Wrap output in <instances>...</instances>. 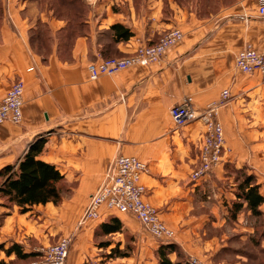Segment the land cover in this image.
<instances>
[{"label":"crops","instance_id":"1","mask_svg":"<svg viewBox=\"0 0 264 264\" xmlns=\"http://www.w3.org/2000/svg\"><path fill=\"white\" fill-rule=\"evenodd\" d=\"M83 3L85 28L70 42L69 21L53 0H0V97L15 82L25 84L22 123L0 125V170L18 163L45 138L40 158L74 185L72 196L58 207L48 203L22 215L17 207L0 206L6 213L0 244L15 238L36 209H44L75 231L68 264L83 263L94 254L92 237L105 221L80 222L109 165L124 155L148 167L142 176L146 201L176 232L172 262L200 258L226 264L220 255L231 221L240 241L255 229L246 209L232 218L236 189L229 170L253 173L264 196V83L259 73L241 74L235 68L236 55L248 45L264 50L258 0H241L211 17H198L187 0ZM119 24L132 37L118 42L112 27ZM173 28L185 37L161 62L90 80V63L130 56L141 45L157 44ZM225 89L231 99L218 119L229 152L204 180L193 181L205 127L198 120L177 128L170 110L187 97L203 110ZM117 217L124 230L158 242L133 216ZM2 254L0 262L7 261Z\"/></svg>","mask_w":264,"mask_h":264},{"label":"built area","instance_id":"2","mask_svg":"<svg viewBox=\"0 0 264 264\" xmlns=\"http://www.w3.org/2000/svg\"><path fill=\"white\" fill-rule=\"evenodd\" d=\"M257 16L264 20V0H258ZM182 30L167 31L154 45H141L135 53L127 57L101 59L88 65L90 80L114 76L135 66H150L159 63L167 52L184 39ZM235 68L241 74L259 73L264 83V50L259 51L248 45L235 58ZM25 84L15 82L5 96L0 97V125L11 123L20 125L23 120ZM231 99V92L225 89L219 99L211 102L203 110L195 107L193 97H187L170 110V117L177 128L195 121H202L205 132L199 146V165L192 173V180H204L216 167L223 163L229 152L225 132L218 116L221 108ZM148 172L147 165L132 156H117L109 165L103 181L90 197L80 225L87 221H106L111 216L131 215L156 240L173 242L176 232L161 218L156 207L146 201V187L142 176ZM72 240L61 238L56 244L45 249L43 264H68ZM189 264H218L213 260L190 258Z\"/></svg>","mask_w":264,"mask_h":264},{"label":"trees","instance_id":"3","mask_svg":"<svg viewBox=\"0 0 264 264\" xmlns=\"http://www.w3.org/2000/svg\"><path fill=\"white\" fill-rule=\"evenodd\" d=\"M58 6V11L68 19V41H73L79 32L85 28L84 15L87 8L83 0H53V7ZM77 18L74 24V20ZM74 24V25H72ZM38 33L43 34L45 29L39 26ZM72 27V28H70ZM112 31L117 41L128 40L132 33L122 25H114ZM33 40H35L33 38ZM46 145V139L42 138L35 142L27 151L25 156L16 164L8 165L0 170V199L1 205L7 209L17 207L19 213L24 215L33 210L35 206L52 203L55 206L62 204L64 198L73 193V184H69L64 174L53 164L43 161L42 155ZM237 188L235 190L236 201L232 203V218L244 209L251 212L254 217L264 214L261 207L264 205V196L260 191V185L256 176L250 174L246 168L236 170ZM123 225L117 216L109 217L100 225V232L105 236L121 233ZM160 244L158 249L159 264H189L188 261L172 262L170 254L177 252L175 244ZM0 244V251L10 257L15 254L19 260H27L35 256L33 253H25L17 243H12L9 248ZM102 247H110V243L102 244ZM117 249H113L110 256ZM0 264H6L1 261Z\"/></svg>","mask_w":264,"mask_h":264},{"label":"rangeland","instance_id":"4","mask_svg":"<svg viewBox=\"0 0 264 264\" xmlns=\"http://www.w3.org/2000/svg\"><path fill=\"white\" fill-rule=\"evenodd\" d=\"M188 1L192 3L189 8L193 9L198 17H211L216 15L223 7H232L241 0ZM76 20L77 18L74 20V24H77V22L75 23ZM229 171L234 176L235 181L232 188L236 189L237 172L235 169ZM71 196L72 193L67 195L65 199H69ZM1 202H3L2 199H0V206H2ZM13 209L15 207L10 208V210ZM17 212L19 213L18 209ZM5 216V212L0 213V225L3 223ZM233 223L231 221L230 228L224 231L225 235L229 237V242L226 243L225 248L221 251L220 257L226 259V264H264V214L260 217L252 216V218H249V223L253 224L255 229L254 233L245 241H240L239 237H235L232 230ZM100 225H98L92 237L91 244H93L94 254L88 256L80 264H159L158 249L160 244L158 242L150 241V239L143 237L142 232L124 230L123 223V231L121 233L105 236L100 232ZM22 229H17L15 238L8 241L5 244V248H9L12 243H17L25 253H33L35 256L22 261L13 254L11 255L12 259H8L4 251H1L7 260L3 259L2 261L6 264H43V251L45 249L53 246L64 237L75 240V236L72 238L75 231H69L70 228L66 223L57 222L56 215L46 213L44 209H36L30 214L26 224L22 225ZM218 233L221 234V231H218ZM106 243H110V247H102V244ZM113 249H117V252L111 257L110 254ZM217 262L218 264L220 263L219 261Z\"/></svg>","mask_w":264,"mask_h":264}]
</instances>
